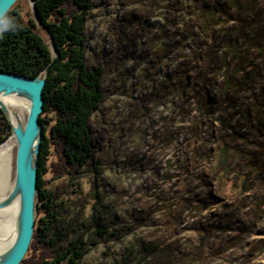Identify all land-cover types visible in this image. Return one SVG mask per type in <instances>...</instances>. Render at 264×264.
<instances>
[{"label": "rangeland", "instance_id": "rangeland-1", "mask_svg": "<svg viewBox=\"0 0 264 264\" xmlns=\"http://www.w3.org/2000/svg\"><path fill=\"white\" fill-rule=\"evenodd\" d=\"M90 1L103 101L92 167L46 176L65 191L55 232L108 228L77 264H146L144 246L173 264H264V0ZM14 7L34 20L29 0Z\"/></svg>", "mask_w": 264, "mask_h": 264}, {"label": "trees", "instance_id": "trees-1", "mask_svg": "<svg viewBox=\"0 0 264 264\" xmlns=\"http://www.w3.org/2000/svg\"><path fill=\"white\" fill-rule=\"evenodd\" d=\"M34 2L40 22L51 33L60 61L51 70L43 90L38 210L33 238L20 264H77L107 234L108 228L92 221L83 230L89 237L86 243L82 238L71 240L68 231L56 233L54 229L61 218L52 199L58 200L57 193L62 195L65 191L49 193L46 176L50 174L54 179L69 176L72 181L85 172L84 168L92 167L93 145L88 121L103 101V70L89 69L85 62L86 13L93 4L90 0ZM50 60L51 50L42 29L31 17L25 19L17 7L12 8L0 21V71L34 78ZM10 132V124L0 111V143ZM50 157L55 160L50 161ZM117 233L112 235L117 238L122 235ZM134 255H141L143 262L148 259L146 264H173L168 249L137 247Z\"/></svg>", "mask_w": 264, "mask_h": 264}, {"label": "water", "instance_id": "water-1", "mask_svg": "<svg viewBox=\"0 0 264 264\" xmlns=\"http://www.w3.org/2000/svg\"><path fill=\"white\" fill-rule=\"evenodd\" d=\"M18 0H0V21L14 7ZM33 9V18L46 32L51 49L50 63L40 75L30 78L0 71V111L11 128V137L16 147L15 176L11 191L0 200V210L14 203L18 204L13 230L0 242L11 241L0 252V264H20L25 258L35 230L37 216V198L39 190L38 165L43 140V126L39 118L44 112L43 90L46 79L54 66L60 61L50 31L40 22L34 0H29ZM16 97L29 105L27 117L22 121L16 109H9L3 98Z\"/></svg>", "mask_w": 264, "mask_h": 264}, {"label": "bare ground", "instance_id": "bare-ground-1", "mask_svg": "<svg viewBox=\"0 0 264 264\" xmlns=\"http://www.w3.org/2000/svg\"><path fill=\"white\" fill-rule=\"evenodd\" d=\"M2 100L9 109L17 110L22 121L26 120L29 107L26 101L16 97H6ZM14 147V139L11 136L0 146V200L12 189ZM17 212V203L0 210V240L6 238L12 232ZM10 242H0V252L4 251Z\"/></svg>", "mask_w": 264, "mask_h": 264}]
</instances>
